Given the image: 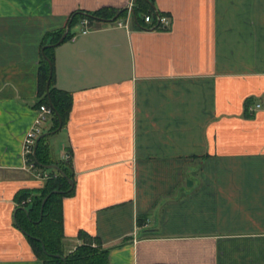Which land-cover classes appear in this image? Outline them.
<instances>
[{
  "label": "crops",
  "instance_id": "crops-1",
  "mask_svg": "<svg viewBox=\"0 0 264 264\" xmlns=\"http://www.w3.org/2000/svg\"><path fill=\"white\" fill-rule=\"evenodd\" d=\"M131 1L0 0V264H42L17 211L49 173L22 146L43 37ZM153 1L168 24L79 22L54 46V86L72 96L46 135L74 176L64 251L83 233L108 264H264V0Z\"/></svg>",
  "mask_w": 264,
  "mask_h": 264
},
{
  "label": "trees",
  "instance_id": "trees-1",
  "mask_svg": "<svg viewBox=\"0 0 264 264\" xmlns=\"http://www.w3.org/2000/svg\"><path fill=\"white\" fill-rule=\"evenodd\" d=\"M150 2L153 3L154 1L134 0L132 23L135 26L147 24L144 21V16L149 15L151 22L148 27H159ZM116 13H119L116 20L125 18L127 7L120 10L109 8H101L94 11L77 10L70 13L66 21L67 24L70 20L69 29L64 40L73 36L74 33L71 29L81 20L87 19L89 23L97 22L100 19L112 18ZM158 13L159 16H163L162 13ZM66 24L59 29L46 32L41 47L56 43L63 34ZM53 50L54 46L44 48L40 53L38 66V93L40 97L38 106L44 104L51 108L46 92V81L49 75L48 60L52 63L48 93L53 108H51L50 125L43 132L56 129L59 123L58 117L61 118L62 125H64L72 104L71 93L54 86ZM46 139L47 136H44L38 140L36 147L37 161H35L32 155L30 156L34 162V166L48 171V169L44 168V165L57 164L63 174L56 169H50L48 177L44 179L43 186L40 189L32 191V193L28 191H20L18 193V200H25V203L22 205L23 208L17 211L19 214L17 223L26 234L29 244L36 256L42 261V264H108L109 249L102 248L98 244L92 245V241L86 238V235L83 233H80V236L83 237L84 243L76 246L70 252L64 251L62 199L72 192V189L68 190L70 187L68 179L73 181L74 176L67 160H51ZM54 190L58 192H53ZM48 194L49 196L41 209L42 200ZM42 244L45 251L42 249ZM55 255H60L61 257Z\"/></svg>",
  "mask_w": 264,
  "mask_h": 264
},
{
  "label": "built area",
  "instance_id": "built-area-1",
  "mask_svg": "<svg viewBox=\"0 0 264 264\" xmlns=\"http://www.w3.org/2000/svg\"><path fill=\"white\" fill-rule=\"evenodd\" d=\"M133 6H134V2L132 0L130 2V4L127 6L128 16H130V15L132 16V7ZM144 21L146 23H150L151 17L149 15H145ZM116 22L119 26H122V25L127 26V24L124 20H118ZM80 23L83 27L81 32L85 33L86 31H88V29L90 28L89 21L87 19H83L80 21ZM158 24H159V26H164V25L168 24V20L165 17L160 16ZM256 106H259V105H256ZM248 109L250 111H252L253 107H249ZM50 116H51V108H49L48 106H46L44 104L38 106V110L36 112V115L34 116V119L31 123L30 127L28 128L25 136H24L23 145H22L23 146V154H24L25 162L28 164L29 167H34V162L30 156L31 155L33 156V147H34L35 141L38 138V136L45 129V125H46V123H48V117H50ZM69 158H70L69 155H64V159L67 160ZM39 176H41L42 178L48 177V175H46V174H39Z\"/></svg>",
  "mask_w": 264,
  "mask_h": 264
},
{
  "label": "water",
  "instance_id": "water-1",
  "mask_svg": "<svg viewBox=\"0 0 264 264\" xmlns=\"http://www.w3.org/2000/svg\"><path fill=\"white\" fill-rule=\"evenodd\" d=\"M150 5H151L152 8H153V11H154V13H155V15H156L157 22H158V21H159V18H160L159 13H158V10L156 9V7L154 6V4H153L152 2H150ZM118 14H119V13H116L112 18H109V19H100V21H108V22H112V21H114V20L117 19ZM69 24H70V20H69V22L66 24V27H65V29H64L63 34L61 35V37L59 38V40H58L56 43H54V44H47V45H44V46L42 47L41 51H43L44 48L47 47V46H56V45L60 44V43L64 40V38H65V36H66V34H67V32H68ZM48 64H49V75H48V79H47V81H46V92H47V95H48L49 105H50L51 108H53V105H52V102H51V100H50V98H49V93H48V90H49V81H50V77H51V74H52V63H51L50 60H48ZM58 120H59V123H58V126H57L56 129H54V130H52V131H46V132H43V133H41V134L38 136V138L36 139L35 144H34V147H33V157H34L35 161H37V160H36V147H37L38 140H39L41 137H44V136H46V135H48V134H50V133H54L55 131L59 130V129L61 128V126H62V120H61L60 117H58ZM44 168H45V169H56V170H58V171L61 172V170H60V168L58 167L57 164L44 165ZM61 173H62V172H61ZM62 174H63V173H62ZM68 183H69V185H70V187H69L68 190H71L72 187H73V181H72L71 179H68ZM53 192H58V191L54 190ZM48 196H49V194H48V195L42 200V203H41V209H42V207H43V205H44V203H45V201H46V199H47ZM42 249L45 251V249H44V245H43V244H42ZM55 256H59V257H61L60 255H55Z\"/></svg>",
  "mask_w": 264,
  "mask_h": 264
},
{
  "label": "rangeland",
  "instance_id": "rangeland-1",
  "mask_svg": "<svg viewBox=\"0 0 264 264\" xmlns=\"http://www.w3.org/2000/svg\"><path fill=\"white\" fill-rule=\"evenodd\" d=\"M77 24H79V22L77 23ZM50 120V118L48 117V121ZM51 137V136H50ZM55 151V150H54ZM50 169H48V171H49Z\"/></svg>",
  "mask_w": 264,
  "mask_h": 264
}]
</instances>
